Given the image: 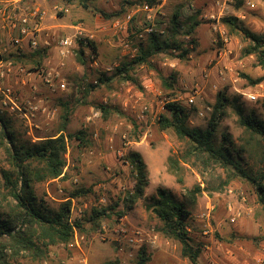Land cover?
Listing matches in <instances>:
<instances>
[{
	"label": "rangeland",
	"instance_id": "374dc122",
	"mask_svg": "<svg viewBox=\"0 0 264 264\" xmlns=\"http://www.w3.org/2000/svg\"><path fill=\"white\" fill-rule=\"evenodd\" d=\"M139 1L0 0L9 17L0 23V53L7 58L0 63V118L7 127L0 122V182L1 171L10 169L5 131L16 143L35 144L55 138L64 127V135L83 131L88 143L70 141L63 175L34 185L37 199L55 208L75 190H88L71 200L72 218L80 219L81 229L67 245L49 247L43 258L22 253L7 257V264H136L141 249L146 264H191L182 257L180 244L165 237L161 222L145 209L159 188L190 211L188 234L202 248L197 264H264V209L254 187L228 167L204 165L187 141L158 123L168 115L164 104L178 98L189 113V126L204 130L216 95L224 93L229 104L216 141L227 135L234 154L240 153L241 167L249 175L260 171L259 137L239 125L233 106L264 121V68L256 55L245 54L251 42L244 33L222 19L234 17L239 27L264 35V0H155L152 7ZM174 13H179L177 33L170 24ZM18 16L30 19L26 37L9 29ZM194 23L192 34L186 35ZM152 33L169 38L172 47L181 44L188 53L178 58L180 52L168 49L132 67L131 80L114 76ZM63 39L72 44L62 55ZM172 75L175 84L165 90L161 81ZM194 90L196 102L188 106L185 99ZM134 153L145 166L147 185L128 210L124 200L136 182L130 160ZM170 158L178 163L176 174L169 169ZM195 186L201 193L192 203L188 193ZM4 193L0 187L3 207ZM113 207L109 217L89 221L93 209Z\"/></svg>",
	"mask_w": 264,
	"mask_h": 264
},
{
	"label": "trees",
	"instance_id": "16d2710c",
	"mask_svg": "<svg viewBox=\"0 0 264 264\" xmlns=\"http://www.w3.org/2000/svg\"><path fill=\"white\" fill-rule=\"evenodd\" d=\"M141 5L152 7L155 0H140ZM86 7V5H84ZM179 13H174L170 24L175 33L180 27ZM222 22L232 28L243 32L251 44L245 49L246 55H256L258 63L264 68V35L257 36L248 32L245 28L237 25V19L227 17ZM198 23H194L186 32L191 35ZM86 43L95 52V46L91 41ZM181 44L172 47L169 38H160L155 33L150 34L146 39V46L139 44L137 55L129 62L121 64L116 68L114 76L123 80H131L129 71L134 66L147 63L154 55L161 54L168 49L180 52L178 58H184L188 53L187 49H182ZM83 50H79L78 60L81 64ZM7 58L0 53V62ZM39 65V64H38ZM106 80H110L106 78ZM103 81V80H101ZM175 76L162 79V87L172 89L175 84ZM229 104L224 93L216 95L215 102L211 109L207 128L202 130L189 126V113L178 102L172 101L164 104V109L168 115H161L158 123L161 129H171L180 140L187 141L191 151L196 158L202 159L206 166L210 162L228 167L241 177L245 178L254 187L258 203L264 209V121L258 120L252 113L245 115L240 105H234L233 109L238 117L239 125L252 135L258 136L261 142L262 151L260 159V171L249 175L242 167L240 153L234 154L232 143L227 135H223L221 141H216V132L219 121L224 114V108ZM264 111V100L261 103ZM107 113L105 108L102 109ZM66 122V118L63 119ZM0 122L2 119L0 118ZM4 130L6 124L2 122ZM64 127L55 138H46L38 143H16L13 136L6 132L5 139L8 144L4 146L6 155L9 156V170L1 171L0 187L5 191L2 200L5 207L0 202V264H7V257L19 256L22 253L43 258L46 250L51 246L67 245L74 237L77 230L81 229L80 219L72 218L71 200L88 193V190L79 189L70 193L59 205L51 207L47 202L38 200L35 194L34 185L36 183L48 182L59 179L63 175L66 161L64 155L72 140L79 141L83 146L88 143L85 140L86 134L79 131L75 134H63ZM135 175V185L132 193L124 200L126 208L130 210L133 204L143 196V190L147 185L145 166L138 154L130 156ZM169 169L175 174L178 163L169 159ZM178 179V183H181ZM201 189L195 186L188 195L193 203L196 194H200ZM117 206V205H116ZM111 209H93L89 221L97 222L104 217L110 216ZM145 209L150 211L161 222L159 231L167 238L175 240L180 244L181 255L189 260L191 264H197V260L202 253L201 246H194L188 234V223L191 217L190 211L185 205L177 200L167 189H157L156 196H153L145 204ZM123 213H117L121 217ZM9 254V255H8ZM148 258L144 249L138 254L136 264H146ZM104 264H119L118 261H109Z\"/></svg>",
	"mask_w": 264,
	"mask_h": 264
},
{
	"label": "built area",
	"instance_id": "2783aa9c",
	"mask_svg": "<svg viewBox=\"0 0 264 264\" xmlns=\"http://www.w3.org/2000/svg\"><path fill=\"white\" fill-rule=\"evenodd\" d=\"M5 20H9V17L4 16V13L2 12V9H0V23L4 22ZM32 26L33 27H37L36 22L32 21ZM3 26V25H2ZM30 19L27 16H18L15 19H11V24L9 25V29L15 30L17 31V33L19 34V36L21 37H26L29 35V31H30ZM20 39H17L16 41L19 42ZM71 42L68 39H63L59 42V47H60V52L61 54H65L68 52L70 46H71ZM31 45L33 47H37V43L36 40H31ZM7 92L9 93V91L7 90ZM198 92L196 90H194L192 93L188 94L185 101L186 104L188 106H192L195 104L196 102V96H197ZM250 100H254L255 97L254 96H250L249 97ZM175 102H179V99L176 98L174 100ZM137 241V239H136Z\"/></svg>",
	"mask_w": 264,
	"mask_h": 264
},
{
	"label": "crops",
	"instance_id": "0c3cea01",
	"mask_svg": "<svg viewBox=\"0 0 264 264\" xmlns=\"http://www.w3.org/2000/svg\"><path fill=\"white\" fill-rule=\"evenodd\" d=\"M21 41H23V39L21 40ZM1 63V62H0ZM0 66L2 67L3 65L2 64H0ZM2 72H0V77H2ZM16 82H18V81H16Z\"/></svg>",
	"mask_w": 264,
	"mask_h": 264
}]
</instances>
